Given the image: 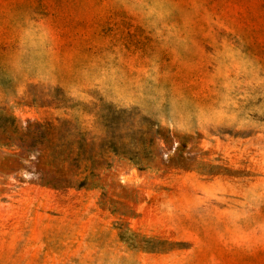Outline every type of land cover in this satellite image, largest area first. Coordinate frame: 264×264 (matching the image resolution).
<instances>
[{
    "label": "rangeland",
    "instance_id": "374dc122",
    "mask_svg": "<svg viewBox=\"0 0 264 264\" xmlns=\"http://www.w3.org/2000/svg\"><path fill=\"white\" fill-rule=\"evenodd\" d=\"M4 126L0 264H264V0H0Z\"/></svg>",
    "mask_w": 264,
    "mask_h": 264
},
{
    "label": "trees",
    "instance_id": "16d2710c",
    "mask_svg": "<svg viewBox=\"0 0 264 264\" xmlns=\"http://www.w3.org/2000/svg\"><path fill=\"white\" fill-rule=\"evenodd\" d=\"M99 117L101 118V116ZM42 127L45 128L48 141L44 153L45 162L52 165L56 162L68 164L70 169L76 171L75 176L83 178L79 186L85 185L86 181L95 175L98 166L108 165V163L103 164L102 161L109 158V154L121 156L127 154L126 151L112 143H96L95 137H90L87 132L77 131V127L68 119H60L58 123L50 121ZM9 129L17 135L18 128L16 126L2 127L0 144H9L8 141L12 138L11 135L7 134ZM132 161L140 164L135 159Z\"/></svg>",
    "mask_w": 264,
    "mask_h": 264
}]
</instances>
